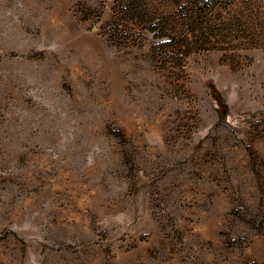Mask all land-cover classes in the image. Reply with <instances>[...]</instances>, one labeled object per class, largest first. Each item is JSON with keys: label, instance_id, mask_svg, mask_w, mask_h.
Wrapping results in <instances>:
<instances>
[{"label": "rangeland", "instance_id": "1", "mask_svg": "<svg viewBox=\"0 0 264 264\" xmlns=\"http://www.w3.org/2000/svg\"><path fill=\"white\" fill-rule=\"evenodd\" d=\"M0 264H264V0H0Z\"/></svg>", "mask_w": 264, "mask_h": 264}]
</instances>
